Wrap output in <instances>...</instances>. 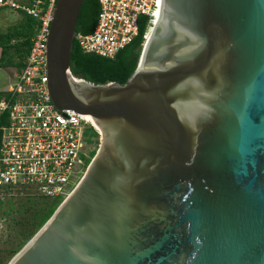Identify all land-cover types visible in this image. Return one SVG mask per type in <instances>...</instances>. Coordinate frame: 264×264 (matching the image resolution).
I'll return each mask as SVG.
<instances>
[{"label": "water", "instance_id": "95a60500", "mask_svg": "<svg viewBox=\"0 0 264 264\" xmlns=\"http://www.w3.org/2000/svg\"><path fill=\"white\" fill-rule=\"evenodd\" d=\"M56 0L47 91L99 147L7 264H264V0H158L122 85L74 77Z\"/></svg>", "mask_w": 264, "mask_h": 264}, {"label": "built area", "instance_id": "2783aa9c", "mask_svg": "<svg viewBox=\"0 0 264 264\" xmlns=\"http://www.w3.org/2000/svg\"><path fill=\"white\" fill-rule=\"evenodd\" d=\"M93 30L76 34L83 53L112 59L138 35V19L146 17L143 46L156 14L158 0H97ZM56 0H0L37 21L35 36L17 81L0 101V198L27 191L38 200L62 199L91 161L98 132L73 110H58L47 91V36ZM93 128L98 137L87 141Z\"/></svg>", "mask_w": 264, "mask_h": 264}, {"label": "trees", "instance_id": "16d2710c", "mask_svg": "<svg viewBox=\"0 0 264 264\" xmlns=\"http://www.w3.org/2000/svg\"><path fill=\"white\" fill-rule=\"evenodd\" d=\"M98 11L99 5L97 0H84L75 27L76 34H88L93 30ZM145 22L146 17L140 16L138 19L137 37L129 45L116 53L112 59L83 53L74 39L70 58L71 74L92 84L104 85L111 82L120 85L124 84L137 68L143 49L142 36L145 32ZM36 28L37 21L35 19L22 15L19 24L9 28L7 32L0 34V48L2 50L0 67H14L17 71L23 68L25 58L32 45V39L35 36ZM9 96L6 91H0V101L3 98L9 99ZM86 136L89 143L92 142V138L98 137L97 132L91 127L87 129ZM94 154L95 150L92 151L91 158ZM35 201L48 205L46 208L33 213V218L37 220L36 227L40 229L61 201L57 199L48 202L38 200L37 198H35ZM31 224L29 222L28 226Z\"/></svg>", "mask_w": 264, "mask_h": 264}, {"label": "rangeland", "instance_id": "374dc122", "mask_svg": "<svg viewBox=\"0 0 264 264\" xmlns=\"http://www.w3.org/2000/svg\"><path fill=\"white\" fill-rule=\"evenodd\" d=\"M22 14L9 8L0 9V34L21 22ZM18 77V75H17ZM17 77H15L17 81ZM15 81V82H16ZM100 142V141H99ZM99 142L92 145L97 151ZM36 195L15 191L1 196L0 204V264H7L37 233L33 213L48 205L35 201ZM29 222L32 223L30 226Z\"/></svg>", "mask_w": 264, "mask_h": 264}, {"label": "crops", "instance_id": "0c3cea01", "mask_svg": "<svg viewBox=\"0 0 264 264\" xmlns=\"http://www.w3.org/2000/svg\"><path fill=\"white\" fill-rule=\"evenodd\" d=\"M2 50L0 48V57ZM19 71L14 67H0V91H8L15 83Z\"/></svg>", "mask_w": 264, "mask_h": 264}, {"label": "bare ground", "instance_id": "6f19581e", "mask_svg": "<svg viewBox=\"0 0 264 264\" xmlns=\"http://www.w3.org/2000/svg\"><path fill=\"white\" fill-rule=\"evenodd\" d=\"M85 119H87V120L90 122V124L92 125V127H93L97 132H99L98 129L96 128L95 124L93 123L92 118H91L89 115H86V116H85Z\"/></svg>", "mask_w": 264, "mask_h": 264}]
</instances>
